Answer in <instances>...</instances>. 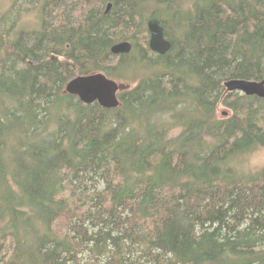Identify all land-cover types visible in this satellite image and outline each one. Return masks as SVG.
Returning a JSON list of instances; mask_svg holds the SVG:
<instances>
[{
    "label": "trees",
    "instance_id": "obj_1",
    "mask_svg": "<svg viewBox=\"0 0 264 264\" xmlns=\"http://www.w3.org/2000/svg\"><path fill=\"white\" fill-rule=\"evenodd\" d=\"M92 72L118 107L64 91ZM231 79H264V0H0V264H264V171L221 164L264 98Z\"/></svg>",
    "mask_w": 264,
    "mask_h": 264
},
{
    "label": "water",
    "instance_id": "obj_2",
    "mask_svg": "<svg viewBox=\"0 0 264 264\" xmlns=\"http://www.w3.org/2000/svg\"><path fill=\"white\" fill-rule=\"evenodd\" d=\"M109 8L110 4L107 5L106 10ZM146 27L150 35L148 42L150 50L158 54L166 53L171 44L165 38L164 29L159 20L151 16L146 22ZM130 50L131 44L128 41L117 42L110 48L112 54H127ZM225 88L228 91L264 98V79L261 81L231 79L225 82ZM120 90L121 85L102 72L77 75L69 79L64 87L66 93L76 96L81 102L85 104L96 102L105 109L119 106L118 92Z\"/></svg>",
    "mask_w": 264,
    "mask_h": 264
},
{
    "label": "clouds",
    "instance_id": "obj_3",
    "mask_svg": "<svg viewBox=\"0 0 264 264\" xmlns=\"http://www.w3.org/2000/svg\"><path fill=\"white\" fill-rule=\"evenodd\" d=\"M236 175H253L264 171V143L254 142L245 151H238L221 162Z\"/></svg>",
    "mask_w": 264,
    "mask_h": 264
},
{
    "label": "rangeland",
    "instance_id": "obj_4",
    "mask_svg": "<svg viewBox=\"0 0 264 264\" xmlns=\"http://www.w3.org/2000/svg\"><path fill=\"white\" fill-rule=\"evenodd\" d=\"M20 2H18V4H19ZM6 7V6H5ZM2 7L3 9L2 10H4L5 9V11L6 10H8V8L10 7ZM12 13H14V12H12ZM216 114H217V117L218 118H224V117H227V116H229L230 114H231V112H230V110H228L227 108H225L224 106H222L221 104H218L217 105V107H216Z\"/></svg>",
    "mask_w": 264,
    "mask_h": 264
},
{
    "label": "bare ground",
    "instance_id": "obj_5",
    "mask_svg": "<svg viewBox=\"0 0 264 264\" xmlns=\"http://www.w3.org/2000/svg\"><path fill=\"white\" fill-rule=\"evenodd\" d=\"M20 62V61H19ZM10 73V72H9ZM13 73V72H12ZM68 94V93H67Z\"/></svg>",
    "mask_w": 264,
    "mask_h": 264
}]
</instances>
